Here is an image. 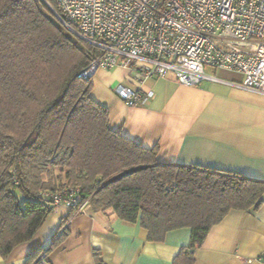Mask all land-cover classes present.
<instances>
[{"label":"trees","instance_id":"1","mask_svg":"<svg viewBox=\"0 0 264 264\" xmlns=\"http://www.w3.org/2000/svg\"><path fill=\"white\" fill-rule=\"evenodd\" d=\"M46 2L58 10L56 0ZM46 2L0 0V254L42 227L55 208L43 192L72 186L95 211L140 222L151 240L190 227V243L173 264H194L213 225L231 209L262 203L264 181L161 163L157 147L113 130L108 108L91 95V78L80 76L100 51L71 37ZM65 235L62 225L25 264H50L47 253Z\"/></svg>","mask_w":264,"mask_h":264},{"label":"crops","instance_id":"2","mask_svg":"<svg viewBox=\"0 0 264 264\" xmlns=\"http://www.w3.org/2000/svg\"><path fill=\"white\" fill-rule=\"evenodd\" d=\"M210 69V70H209ZM197 85L181 84L173 72L139 82L133 68H99L91 78V95L109 110L110 127L146 148H158L161 163L201 165L239 172L264 181V93L240 86L235 70L205 68ZM117 83L152 91L147 103L129 105L115 91ZM64 225L63 240L47 253L50 264H173L190 243L191 228L169 230L151 240L140 222H126L112 210L90 205L72 214L56 206L32 239L0 254V264H25L48 247ZM264 251V194L249 209H231L213 225L195 250L194 264H261Z\"/></svg>","mask_w":264,"mask_h":264},{"label":"built area","instance_id":"3","mask_svg":"<svg viewBox=\"0 0 264 264\" xmlns=\"http://www.w3.org/2000/svg\"><path fill=\"white\" fill-rule=\"evenodd\" d=\"M55 19L100 53L82 69L90 79L99 68H133L139 82L173 72L197 85L207 66L241 72V87L264 93V0H56ZM129 105L147 103L152 91L117 83ZM52 206L81 213L89 205L80 189L45 191ZM83 200V201H82ZM264 264V251L258 256Z\"/></svg>","mask_w":264,"mask_h":264},{"label":"rangeland","instance_id":"4","mask_svg":"<svg viewBox=\"0 0 264 264\" xmlns=\"http://www.w3.org/2000/svg\"><path fill=\"white\" fill-rule=\"evenodd\" d=\"M66 29V28H65ZM66 32L73 38L78 39L79 37L77 35H75L74 33H72L71 31H69L68 29H66ZM80 39V38H79ZM210 70V69H209Z\"/></svg>","mask_w":264,"mask_h":264},{"label":"water","instance_id":"5","mask_svg":"<svg viewBox=\"0 0 264 264\" xmlns=\"http://www.w3.org/2000/svg\"><path fill=\"white\" fill-rule=\"evenodd\" d=\"M45 2H46V0H45ZM46 3L52 8V6L48 2H46Z\"/></svg>","mask_w":264,"mask_h":264}]
</instances>
